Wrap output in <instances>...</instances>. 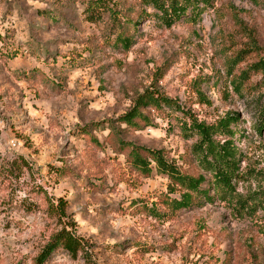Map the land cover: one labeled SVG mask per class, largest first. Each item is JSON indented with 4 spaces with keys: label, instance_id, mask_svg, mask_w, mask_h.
<instances>
[{
    "label": "rangeland",
    "instance_id": "374dc122",
    "mask_svg": "<svg viewBox=\"0 0 264 264\" xmlns=\"http://www.w3.org/2000/svg\"><path fill=\"white\" fill-rule=\"evenodd\" d=\"M206 2L167 28L142 0H0V264H35L64 228L84 252L57 248L43 264H264V199L252 215L218 199L177 109L207 124L237 115L235 193H264V77L251 70L264 57V0ZM146 92L173 104L122 124ZM124 143L204 174L207 198L172 212L179 190L152 164L135 169Z\"/></svg>",
    "mask_w": 264,
    "mask_h": 264
},
{
    "label": "trees",
    "instance_id": "16d2710c",
    "mask_svg": "<svg viewBox=\"0 0 264 264\" xmlns=\"http://www.w3.org/2000/svg\"><path fill=\"white\" fill-rule=\"evenodd\" d=\"M142 1L144 7L150 8L159 14L158 21L167 28L184 17L189 8H191L192 15L199 16L201 13L199 4L204 7L207 4L206 0ZM123 42L125 45L129 44L125 38ZM251 67L252 71L260 72L264 77V57ZM248 75L249 72L246 71L242 72L240 77L245 80ZM233 85L234 90L239 93L238 84L233 81ZM198 95L203 98L202 93ZM172 104V100L164 96L154 92H146L136 99L134 107L120 118V122L126 126H132L135 119H145L140 109L152 108L158 111L163 107L169 108ZM177 109L184 117L188 118V122L185 121L181 124L180 131L188 135V137H196L195 142L190 147V155L195 162L197 170L210 176L211 186L215 189L218 199L221 198L225 201L227 198L232 200L236 197V210L239 213L246 215L255 213L261 207L260 203L264 199V193L259 192L262 197L254 194L246 200L237 198L233 184L242 178V172H240V151L233 146L235 132L232 127L237 123V115L228 113L218 119L216 123L207 124L194 119L189 112L180 109L178 106ZM254 130L258 136H261V132L264 130V101L258 103ZM126 145L130 146V158L135 169H139L148 175L152 172V164L156 173L166 176L170 180L172 184V186H169L170 194L179 190L181 193L179 199L168 200L172 212L188 208L193 203L196 195L200 194L207 198L206 193L202 194L200 192L201 185L206 182L204 174L194 175L180 172L175 162L167 160L160 150H151L130 144ZM249 202H252L251 206H249ZM65 205L66 202L64 200H58L55 210L59 212V218L65 217ZM57 248L64 250L72 259H75L80 253L84 252L85 245L81 238L77 237L72 230L61 229L51 236L49 242L35 259V264H43Z\"/></svg>",
    "mask_w": 264,
    "mask_h": 264
}]
</instances>
